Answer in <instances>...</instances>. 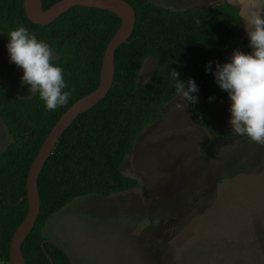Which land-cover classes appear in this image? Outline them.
Returning <instances> with one entry per match:
<instances>
[{
  "label": "trees",
  "instance_id": "1",
  "mask_svg": "<svg viewBox=\"0 0 264 264\" xmlns=\"http://www.w3.org/2000/svg\"><path fill=\"white\" fill-rule=\"evenodd\" d=\"M23 1L0 0V32L10 39L12 30L24 26L48 43L57 56L53 63L63 69L65 91H75L67 105L49 111L39 93L18 98L0 84V120L12 139L0 153V264H9L12 236L28 212L26 179L34 158L60 117L98 87L105 49L121 24L110 12L75 7L49 26H39L27 19ZM58 1L42 0V9ZM124 1L135 11L134 31L115 52L112 88L64 132L38 177L40 212L21 247L26 264H50V259L73 264L43 231L75 199L109 198L141 188L137 179L123 174L122 165L140 135L177 96L171 70L180 73L186 87L189 78L196 81L198 102L188 107L204 130L215 124L218 100L228 97L215 82V70L206 72L205 66L211 54L235 45L241 23L236 8L219 4L173 11L150 0ZM147 59L155 67L141 83Z\"/></svg>",
  "mask_w": 264,
  "mask_h": 264
},
{
  "label": "rangeland",
  "instance_id": "2",
  "mask_svg": "<svg viewBox=\"0 0 264 264\" xmlns=\"http://www.w3.org/2000/svg\"><path fill=\"white\" fill-rule=\"evenodd\" d=\"M173 11L208 9L225 0H150ZM243 24V22H242ZM0 32V84L28 98L24 70L10 63ZM245 31L226 52L207 60L223 65L234 50L249 54ZM54 53V52H53ZM57 56L54 53V60ZM155 67L147 59L146 82ZM176 96L160 120L137 139L122 165L141 188L109 198L75 199L43 231L73 264H264V146L232 134L231 99L220 98L211 130L200 128ZM12 142L0 120V153Z\"/></svg>",
  "mask_w": 264,
  "mask_h": 264
},
{
  "label": "clouds",
  "instance_id": "3",
  "mask_svg": "<svg viewBox=\"0 0 264 264\" xmlns=\"http://www.w3.org/2000/svg\"><path fill=\"white\" fill-rule=\"evenodd\" d=\"M242 10L240 19L244 31L249 37L251 53L239 49L233 51L230 62L221 65L216 62L213 73L215 82L221 90L228 93L231 103L229 121L232 134L247 136L251 141L264 146V0H240ZM197 24L199 20L195 21ZM7 49L10 63L24 70L21 83L29 85L32 94L39 93L49 111L68 104L75 89L65 91L62 67L53 63L54 53L48 43L38 40L36 34L26 27L19 26L9 34ZM212 63L205 66L206 72H212ZM180 73L171 70L176 94L183 101L177 108L198 102L199 92L196 81L189 78L187 87L179 79ZM215 97H209L214 100Z\"/></svg>",
  "mask_w": 264,
  "mask_h": 264
},
{
  "label": "water",
  "instance_id": "4",
  "mask_svg": "<svg viewBox=\"0 0 264 264\" xmlns=\"http://www.w3.org/2000/svg\"><path fill=\"white\" fill-rule=\"evenodd\" d=\"M237 2L239 4L238 8L232 5L230 6L236 8L240 15L242 6L240 0H237ZM75 7L110 12L120 19L121 24L105 49L100 69V82L98 87L90 94L76 101L60 117L51 132L48 134L30 166L26 179L28 212L12 236L9 249V264H26L21 247L34 227L40 212L41 203L38 192V177L46 161L51 156L56 144L64 132L72 125V123L80 115L90 111L106 97L113 85L115 52L119 46L127 43L134 31L136 22L135 11L124 0H60L46 11L42 9V0L23 1V9L27 19L32 24L39 26H49L61 15ZM243 29L244 26L241 21L239 34L242 33ZM44 253L49 257L45 251ZM50 264H54L51 259Z\"/></svg>",
  "mask_w": 264,
  "mask_h": 264
},
{
  "label": "crops",
  "instance_id": "5",
  "mask_svg": "<svg viewBox=\"0 0 264 264\" xmlns=\"http://www.w3.org/2000/svg\"><path fill=\"white\" fill-rule=\"evenodd\" d=\"M224 2L225 3H223V4L232 5V6H235L236 8L239 7L237 0H225ZM172 10H174V9H172Z\"/></svg>",
  "mask_w": 264,
  "mask_h": 264
},
{
  "label": "flooded vegetation",
  "instance_id": "6",
  "mask_svg": "<svg viewBox=\"0 0 264 264\" xmlns=\"http://www.w3.org/2000/svg\"><path fill=\"white\" fill-rule=\"evenodd\" d=\"M242 31H244V29H243ZM239 35H240V34H239ZM239 35H238V37H239Z\"/></svg>",
  "mask_w": 264,
  "mask_h": 264
}]
</instances>
